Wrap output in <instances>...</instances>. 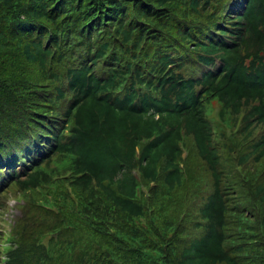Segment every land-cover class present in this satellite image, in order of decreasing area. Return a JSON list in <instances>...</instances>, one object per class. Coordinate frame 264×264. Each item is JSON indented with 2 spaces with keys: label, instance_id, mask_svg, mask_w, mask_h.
I'll return each instance as SVG.
<instances>
[{
  "label": "trees",
  "instance_id": "obj_1",
  "mask_svg": "<svg viewBox=\"0 0 264 264\" xmlns=\"http://www.w3.org/2000/svg\"><path fill=\"white\" fill-rule=\"evenodd\" d=\"M16 188L0 264H264V0H0Z\"/></svg>",
  "mask_w": 264,
  "mask_h": 264
},
{
  "label": "rangeland",
  "instance_id": "obj_2",
  "mask_svg": "<svg viewBox=\"0 0 264 264\" xmlns=\"http://www.w3.org/2000/svg\"><path fill=\"white\" fill-rule=\"evenodd\" d=\"M218 108V102L214 101L211 112L212 116L216 115ZM254 168L255 164L250 162V169L254 170ZM46 197H48L46 193L39 191H29L25 193L18 188L11 191L6 198L5 208L0 209V237L5 238L10 233L13 225L16 224L18 219L23 215V212L32 206V203L42 204ZM33 209L39 210L37 206H32L30 213H32ZM1 243L4 245L3 242Z\"/></svg>",
  "mask_w": 264,
  "mask_h": 264
}]
</instances>
